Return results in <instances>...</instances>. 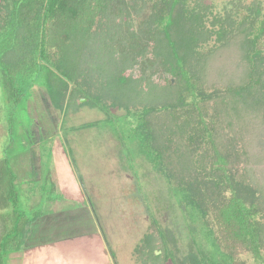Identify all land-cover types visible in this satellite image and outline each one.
I'll list each match as a JSON object with an SVG mask.
<instances>
[{
    "label": "trees",
    "instance_id": "trees-1",
    "mask_svg": "<svg viewBox=\"0 0 264 264\" xmlns=\"http://www.w3.org/2000/svg\"><path fill=\"white\" fill-rule=\"evenodd\" d=\"M43 79L61 114L86 97L124 120L166 179L189 250L152 217L140 264H264V0H0V96Z\"/></svg>",
    "mask_w": 264,
    "mask_h": 264
},
{
    "label": "rangeland",
    "instance_id": "rangeland-1",
    "mask_svg": "<svg viewBox=\"0 0 264 264\" xmlns=\"http://www.w3.org/2000/svg\"><path fill=\"white\" fill-rule=\"evenodd\" d=\"M207 1L221 10L228 0ZM52 82L57 86L58 78ZM41 83L26 102L0 96V220L7 238L0 245L2 263H52L49 250L70 248L76 236L78 249L98 254L99 264H140L134 248L152 217L166 229L170 246L181 256L188 253L190 235L168 183L144 159L128 124L86 104L78 108L86 97L71 100L61 114L46 79ZM23 220H32L24 244ZM15 221L23 222L18 229H12Z\"/></svg>",
    "mask_w": 264,
    "mask_h": 264
},
{
    "label": "crops",
    "instance_id": "crops-1",
    "mask_svg": "<svg viewBox=\"0 0 264 264\" xmlns=\"http://www.w3.org/2000/svg\"><path fill=\"white\" fill-rule=\"evenodd\" d=\"M42 229V228H41ZM40 229V230H41ZM40 230H39V232H40ZM57 232V231H56ZM82 236V235H81ZM41 238H43V237H41ZM40 238V239H41ZM75 238H76V236H74L73 238H71V242L72 243H70V244H67V241L66 240H68V239H63V238H59L60 240V242L61 241H63V243L65 244H67V245H69L68 247H70V248H66V246H64L65 248H63V247H58L57 246V249L58 248H61V250L63 251L61 254H59V252H57L58 250L56 249V247L55 248H53V249H51V250H49V251H51L52 252V254H51V260H50V262L52 261V263H46V264H53L54 262L53 261H56V259L58 258V261L59 262H61V263H63V262H66V259H70L69 260V262L71 263H73V264H99V263H101V261L99 262L98 261V254L97 255H95L97 258H95V257H91L90 255L91 254H86L87 252H85L84 251V249L82 250V252L78 249V248H80L81 247V245L78 243V241H76V242H73V240H75ZM40 239H39V241H38V243L40 242ZM57 241V240H56ZM35 243H37V242H35ZM58 243V242H57ZM62 243V242H61ZM62 243V244H63ZM42 244V243H41ZM59 245H62V244H60V243H58ZM57 244V245H58ZM75 245V246H74ZM74 247H76L77 248V250L74 248ZM64 249V250H63ZM54 250V251H53ZM66 250V251H65ZM70 250H72V251H70ZM81 254V255H80ZM69 262H66L65 264H69Z\"/></svg>",
    "mask_w": 264,
    "mask_h": 264
},
{
    "label": "water",
    "instance_id": "water-1",
    "mask_svg": "<svg viewBox=\"0 0 264 264\" xmlns=\"http://www.w3.org/2000/svg\"><path fill=\"white\" fill-rule=\"evenodd\" d=\"M157 253H159V251H157Z\"/></svg>",
    "mask_w": 264,
    "mask_h": 264
}]
</instances>
